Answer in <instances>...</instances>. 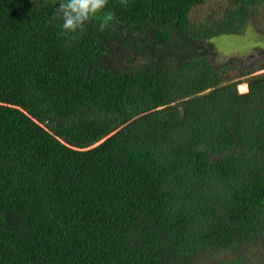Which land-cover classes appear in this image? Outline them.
<instances>
[{
    "label": "trees",
    "instance_id": "obj_1",
    "mask_svg": "<svg viewBox=\"0 0 264 264\" xmlns=\"http://www.w3.org/2000/svg\"><path fill=\"white\" fill-rule=\"evenodd\" d=\"M60 2L0 0V264H264V49L212 41L264 0H108L71 36Z\"/></svg>",
    "mask_w": 264,
    "mask_h": 264
},
{
    "label": "rangeland",
    "instance_id": "obj_2",
    "mask_svg": "<svg viewBox=\"0 0 264 264\" xmlns=\"http://www.w3.org/2000/svg\"><path fill=\"white\" fill-rule=\"evenodd\" d=\"M215 3H217V0H209L208 4L213 7L215 6ZM205 13L206 10L201 8L198 16L203 17ZM212 41L222 58H237L236 60H240L248 66H256L261 63L262 56L260 53L261 51L259 50L264 49V34H257L255 25L253 24H251V26H249L242 34L222 35L214 38ZM222 58L220 61H225ZM263 72L264 70L257 74ZM238 90L240 93L242 92L240 91V85ZM257 251L251 250L250 252L252 255H255L254 253ZM257 255L259 260L264 262V254H262L261 250L257 252Z\"/></svg>",
    "mask_w": 264,
    "mask_h": 264
},
{
    "label": "clouds",
    "instance_id": "obj_3",
    "mask_svg": "<svg viewBox=\"0 0 264 264\" xmlns=\"http://www.w3.org/2000/svg\"><path fill=\"white\" fill-rule=\"evenodd\" d=\"M107 4L108 0H61L54 18L62 22L63 34L71 36L82 30ZM104 27L105 24H101L100 30L103 31Z\"/></svg>",
    "mask_w": 264,
    "mask_h": 264
},
{
    "label": "water",
    "instance_id": "obj_4",
    "mask_svg": "<svg viewBox=\"0 0 264 264\" xmlns=\"http://www.w3.org/2000/svg\"><path fill=\"white\" fill-rule=\"evenodd\" d=\"M247 86H248V84H247ZM248 91H249V87L247 88L246 92H242V93H247ZM180 112H181L182 115L184 114L183 109H180ZM49 123L52 124V125H56V122L53 121V120H49Z\"/></svg>",
    "mask_w": 264,
    "mask_h": 264
},
{
    "label": "bare ground",
    "instance_id": "obj_5",
    "mask_svg": "<svg viewBox=\"0 0 264 264\" xmlns=\"http://www.w3.org/2000/svg\"><path fill=\"white\" fill-rule=\"evenodd\" d=\"M247 88H248L247 84H241L240 85V91H242V92H246Z\"/></svg>",
    "mask_w": 264,
    "mask_h": 264
}]
</instances>
